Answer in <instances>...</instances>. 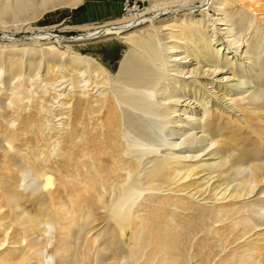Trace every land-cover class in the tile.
Wrapping results in <instances>:
<instances>
[{
	"label": "bare ground",
	"instance_id": "1",
	"mask_svg": "<svg viewBox=\"0 0 264 264\" xmlns=\"http://www.w3.org/2000/svg\"><path fill=\"white\" fill-rule=\"evenodd\" d=\"M139 1L145 4L139 13L101 24L88 23L61 29L62 32L75 30V36L58 35L47 27L34 28L35 26H30L34 20L29 19L31 21L28 22L27 29L35 35L36 39H32L34 43L42 40L49 45L53 41H83L108 35L123 39L130 50L126 55L123 54L125 57L114 76L100 63L82 56L80 52H73L66 59L67 54L64 53L67 51L56 53L54 45L46 48L38 46V50L34 45L36 48L30 47L28 51L25 50L28 47L21 48L22 50L18 48L20 52H27H23L22 56L25 53L28 56L40 55L37 62L31 60L33 58L26 59L27 63L25 60L23 62L22 56L20 58L17 54L18 50L14 49L12 54L11 50L6 51L14 55V59L9 60V55L7 59L0 57V70L3 76L5 74L0 79V84L7 83V86H0V264H46L47 260L45 263L42 261L43 255L40 257V250L46 242H39L31 236L44 228L39 227L40 222H46L55 228V243L48 251L54 257V264H189L188 253L191 247L195 251V257L202 254V259H198L197 264H213V261L214 264H264V251L258 254V251L248 254L244 249L245 254L241 250L239 254L237 249L236 252L233 251L234 246L238 248L236 241L264 229V198L259 196L242 205H235L237 202L233 200L242 201L253 194L257 187L264 194V125L259 126L260 121H256L264 123V92L258 89L253 92L246 106H243L244 100L235 101L238 109L246 114L244 123L254 137L253 141L239 147L231 134L226 140H217L221 142L218 148L223 152L220 155L222 159L213 165L205 164L203 169H198L200 165L192 163L186 164L184 171V167L177 162L178 158H175L177 161L162 158L151 164L150 170H146L148 173L141 178L138 157L152 150L135 149L134 159H131L129 154L132 156L134 151L122 145L125 129L131 130L149 144L155 143L150 133L149 121L160 119L161 114L164 117L176 113L173 106L178 100L162 104L161 109L155 102L159 92L160 97L168 101L171 99L170 96H164V79L167 83L173 80L181 83L186 78L195 80L204 74L221 76L222 79L228 72V66L224 70L225 67L217 62V51L214 56L206 52L202 42L205 34L200 26L187 20L154 26L158 13L169 7L160 8L156 5V0ZM28 2L11 0V3L3 4L2 10L22 12L30 8ZM225 2L227 1L221 0L218 4H228ZM84 3L85 0H41L40 5H44V10L50 11L57 7L77 9ZM219 5L217 10L223 8ZM243 7L248 9L247 6ZM219 19L221 18L217 20ZM260 21L264 24V18ZM141 23H150L155 27V41V36L151 34L138 37L131 32L134 26ZM164 29L168 31L163 33ZM164 38L173 43L165 47L164 51L176 52L178 56L181 52L186 54L169 60L175 62V73L172 74H168L166 68L164 71L167 73L161 72V68L156 65V61L162 58L157 48L159 44H156ZM162 45L164 43L160 47ZM179 45H183V51L178 50ZM190 46L195 47L192 57L189 55ZM193 60L207 64L208 69H188ZM161 64L162 68L166 65L165 61ZM42 66L46 68V73L40 75L42 78L39 83L44 84L41 92H36V74ZM259 72L264 80V62L260 63ZM185 73L188 75L185 76ZM262 80L259 81V86H264ZM7 90H10V94L6 93ZM189 103H186L188 107L191 106ZM192 104H195L192 109L197 107L196 103ZM56 120L62 126L60 129H65L60 135L55 131L59 128L55 125ZM163 122L159 121L160 126H165ZM229 127L228 125L227 128ZM240 129L238 126L234 132ZM229 150H235V153L227 155ZM194 152L197 153L198 150ZM196 156L198 154L194 155ZM245 163L250 164V172L231 187L229 198L232 201L228 204L200 209V206L181 203L179 199L178 202L171 201L170 196H154L155 190H170L169 186L184 177L189 180L187 183L183 181L186 184L178 191L192 187L202 170L217 167L216 175L211 174L215 169L209 174L219 179L223 173H237L238 168ZM29 170L37 184L29 189L28 194L25 192L27 188L20 190L18 186L23 182V172L28 173ZM182 170L184 172L181 174ZM34 189H40V192L32 194ZM143 190L147 191L142 201L135 202ZM171 205L182 212L192 211V214L187 219L179 213L166 215ZM139 206L143 210L141 213ZM99 210L108 214L102 216L105 230L91 239H88V235L87 238L82 237L83 229L90 232L96 228L97 225H91L98 219L96 214ZM78 218L82 220L80 223ZM216 223L222 225L217 229L213 227L214 230L210 231ZM206 227L212 233L213 241L209 243L210 238L204 235L194 242V236ZM226 246L233 252L220 255L218 262L215 261V257L224 252ZM214 248L218 249L215 253Z\"/></svg>",
	"mask_w": 264,
	"mask_h": 264
},
{
	"label": "rangeland",
	"instance_id": "2",
	"mask_svg": "<svg viewBox=\"0 0 264 264\" xmlns=\"http://www.w3.org/2000/svg\"><path fill=\"white\" fill-rule=\"evenodd\" d=\"M14 1L15 0H13V2ZM24 1L26 2L29 1L28 3L30 8L25 9L22 12H19L13 10H9V11L2 10L3 4H7L9 2L11 3V0H0V51L3 49L2 47H4V50L0 52V57H2L3 59L4 58L7 59L9 57L8 58L9 60L14 59L13 58L14 55L13 56L11 55L12 51L18 50L17 54H19V57L21 58L23 52L28 51L30 47L37 46L36 50H38L39 47L46 48L49 47V45L50 46L54 45L55 47L54 46L53 47L56 48L55 51L56 53L64 52L65 50L67 51V52L65 51L66 53H64V55L67 54V57H65L66 59H69V56L71 57L76 52H80L82 56H86L94 59L96 62L100 63L103 66V68L108 70L111 76H114L117 73L120 62L125 57L123 56V54L125 53L126 55L128 53V50H130V47L124 43L123 39H120L115 35H108V37L101 36V37H95L94 39L89 38L83 41L82 40L61 41V42L53 41L49 45L44 44L42 40L40 42L34 43L33 40L36 39V37L34 34H32V32H29V30L27 29L28 22L34 20L30 23V26L32 27L35 26L34 28L38 26L44 28L47 27L53 29L54 30L53 33L58 35L75 36L77 34L75 30H72L71 32L70 31L62 32L61 29L72 26L74 27V25L75 26L85 25L88 23L90 24L93 23L95 25L101 24L108 20L117 19L122 16L130 15L133 13L134 14L139 13L145 7V4L139 0H85V3L80 5L79 8L77 9H70L68 7H57L53 10L46 11L44 10L43 7L44 5H40L41 0H37L39 3L36 0H24ZM219 1L221 0H156L155 1L157 3L156 5L159 6L160 8L163 7H169V8L163 10L164 12L163 11H161V13L159 12L158 17H156L155 20L153 18L154 26H160L161 24L166 25L169 24L170 21L180 22L181 20H187V22L191 24H196L200 26L201 30L205 34V37L204 35L203 37L206 40L204 39L202 40V42L203 45L206 47V52L214 56L217 51V58H218V60L216 58L217 62L225 67L224 70H227L226 66H228V72H226V74L222 76V79L221 76L216 77L212 75H205L204 73H202L204 74L203 77L202 75H199V77L195 78V80L191 78H186L181 83H178L175 80L171 81V83H167L165 79L163 80L164 82L161 81L163 82V86L166 87L164 96L165 95H167L168 97L170 96L169 98L171 99L170 101H168L163 97H160L159 93L161 92H159L157 98L156 99L154 98L155 100H157L155 102H157L158 107L160 105L159 108L161 109L163 107L162 104H171L167 102H172L173 99L178 100L177 104L173 106V108L174 107L176 108L175 109L176 113L175 114L170 113L169 115L167 116L165 115L164 117L161 114L159 116L160 119L155 118L157 121L159 120L160 123L164 121L163 123H165V126H160L159 121L154 122L156 120L149 121V125L151 127L150 133L152 136V140L155 139L153 140V142L156 141L153 144L152 143L149 144L142 138H139V136H137L131 130H126V129H125L126 132L124 131L125 136L122 138V142H123L122 145L124 147H128L129 150L134 151L131 153L132 156L129 154V158L131 159H134L133 156L135 154V149L138 150L140 148H146L147 151L152 150L147 154L146 153L143 154L144 156L141 155V157H138V168L140 171L139 175L141 178L145 177V175L148 173V171L151 168V164H154V162H156L157 160H162V158L168 160L172 159V161L175 158H178V161L177 159H175L174 161L179 162V165H182L184 167L183 169L184 171L186 170V164H192V163H197V165H200L198 169H203L205 168L204 166L205 164L207 165L209 163L213 165V163H217L220 161V159H222L220 155L223 152H221V149L218 148L221 142L217 140H221V139L226 140L228 136L232 135L231 137L236 139V142L240 147L243 144L245 145L252 142L254 139V137L250 135V130L246 127L245 124L246 121L244 117L246 114L244 115V113H242V111L238 109L239 107L235 105V101L244 100L243 106H246L248 101H250L248 99H250V96L253 92H255L257 89L260 92H264V86L261 85L259 86L258 84L259 81L262 80L261 79L262 74H260L259 72L260 63L264 62V59H262L264 58V24L262 23V21H260L261 19L263 20L264 18V0H242V1L226 0L227 2L225 3L228 4L226 5L224 4L222 6L218 4ZM217 5L223 8L217 10L218 7ZM243 6L245 7L247 6L248 9L246 10ZM252 8H254L255 10H253ZM33 10L36 11L37 13L33 12ZM32 17H34L35 19ZM30 18L31 20H29ZM218 18L221 19L217 20ZM132 29L131 32H133L135 36L145 37L148 34H151L153 37L155 36L154 38L152 37L154 41L156 40L155 27H153V25L150 23H141L134 26ZM165 30L168 31V29H164L163 31ZM166 31L163 33H166ZM168 40H169L168 38H164L161 39L160 42L156 44V45L159 44L158 47L157 46L156 47L159 48L158 51L161 53L160 56L162 57L160 58V60L158 59L159 61H156V65L161 68L160 69L161 72H165V73L168 72V74H172L175 73V71H173L174 69L173 66L175 65V62L169 60H172L174 58H179L186 54L181 52L180 56H178V53L176 52L172 53L170 52V50L164 51L165 47L173 45V43H169ZM161 43H164L165 46L162 45L160 47ZM26 47L28 48L25 49ZM181 47H183V45H179L178 50L183 51L184 49ZM18 48L20 50L25 49L26 51L23 50L22 52H20ZM161 48L163 49L161 50ZM193 49L195 52L194 46L189 47V55L191 57L192 54L194 53ZM8 50L9 51L11 50L10 52L11 54L7 53L9 52ZM26 53L22 56L21 60H23V62L26 61L27 63L29 58H33L31 60L33 61L35 60L36 62L39 60L40 55L37 56L35 54L28 56ZM10 55L12 58L10 57ZM163 57L167 60H165ZM201 59L204 58H202L201 56ZM164 61L166 65H164V68H162L163 65L161 63H163ZM196 67H200L202 70H206L208 69L209 66L201 61L196 62V60H193L191 64L188 66V69L191 70ZM42 68L43 66L40 68V71L36 74L38 76L36 77L38 82L35 85L36 92L37 91L41 92V89L43 88L44 83L43 82L39 83V79L42 78L41 76L44 75L43 73H46V68L44 67L43 68L44 70ZM165 68L167 72L164 71ZM26 70H27V66H26ZM185 70H187V68ZM233 71H235V73H232ZM34 74L32 73V75ZM184 75L187 76L188 73L187 74L185 73ZM2 77H5V74L3 76V72L2 70H0V79ZM16 80L17 79H14V81ZM5 85L7 86V83H5ZM5 85L0 84L1 87H4ZM40 92H38V94H40ZM6 93L10 94V90H7ZM188 102L196 103L197 107L195 106V108L192 109V107L195 105L192 103L191 104L189 103L191 106L188 107L186 105V103ZM149 118L148 120H150ZM56 121H55V125H57V127L59 128H57L55 131L58 132L60 135L62 132L65 131V129L61 130L60 129V127H62L61 124L58 122V120ZM256 121H260L259 122L260 125ZM256 121L255 123L257 125L259 126L264 125V123L261 120H256ZM154 123L157 124L154 125ZM228 125L230 126L229 128H227ZM238 126H240L241 129L239 131L234 132V129H236V127ZM213 133H215V136H212ZM190 139H193V141H190ZM194 150H198V152L195 153ZM234 153L235 150H229L226 152L227 155L228 154L233 155ZM195 154L196 155L198 154V157L197 156L194 157ZM226 167L227 165L224 166L223 169H225ZM249 168H250V164L245 163L238 168L239 171L237 170V173L235 172L232 173L231 171H229L228 173L227 172L223 173L224 175L222 174V176L219 179L216 176H212V175H216L218 170L217 167H214L210 170L205 169L199 172L200 174H198L197 176L200 175L201 176L195 179L194 185H192V187H189L186 190L178 191L180 187H182L183 184H186L187 181L189 180L188 177H184L183 180L179 179L178 182H176V184L169 186V188H171L170 190H164V191L155 190L154 196L156 197L161 196L167 198L168 196H170L171 198L169 197V199H171V201L175 200V202L176 201L178 202L179 199V202L181 203L188 204L191 206L194 205L196 207L200 206L199 207L200 209L204 207L210 208L214 206L228 204L229 202L232 201L231 198H229L231 187L238 184V182H240L242 178L247 173L250 172ZM183 170L181 174L184 172ZM211 170H214L211 173L212 175L209 174ZM30 172H31L30 170L28 171V173L26 171L23 172V174L25 173L23 175L24 176L23 182L21 181V184L18 186L20 190L23 189L25 190V188H27L25 192L28 194L30 193L31 188L35 187L37 184L35 178L33 179V175ZM183 181H185L186 183ZM260 190L261 189L257 187L253 191V194L251 193L249 197L247 198L245 197V199H242V201L240 200L237 201L236 199H233L234 202H237L235 205H242V203L248 204L254 201L259 196L264 198L263 197L264 194L262 193V190L261 191ZM146 191L147 190L145 191L143 190V192L140 193L139 196L137 197L139 199L136 198L137 201L135 202L137 203L141 202L142 197L146 193ZM35 192L39 193L40 189H34L32 194ZM220 193L225 195H221ZM135 202L133 204H135ZM139 208L141 209V206H139L138 209ZM141 211L143 212V210H140L139 212L141 213ZM178 211L180 210H177L176 206L171 205L166 215H168L169 213L171 214L179 213L181 217L183 216V218L187 219L188 216L192 214V211H187V212H182V211L178 212ZM103 215H108V214H106L104 210H99L96 214V218L98 219H96V222H94L91 225V226L97 225L96 228L94 227L93 230H90V232H86L85 229H83V231H81V236L85 238L88 235V239H91V237H94L95 235H98L100 232L105 230V220L102 218ZM97 216H99L100 218ZM79 221L81 222L82 220L81 219L79 220L78 218V223H80ZM225 222H221V223L224 224ZM221 223H216V225H212V227L209 230L210 231L214 230V228L217 229V227L220 228V226L222 225ZM39 227L40 228L44 227V228L39 230L37 232L38 234L33 233L31 234V236L33 238H36L39 242H44V243L46 242L45 243L46 245L43 246L40 250V252H42L40 253L41 254L40 257L43 255L41 258L42 261L45 263V261L48 260L50 256L52 257V255L48 254V251L49 248L53 247V244L55 243L54 241L55 228L54 226L48 225V223L46 222H40ZM204 235L207 238H210L209 243L213 241L212 233L209 232L208 227H206L204 228V230H201L200 233L194 236L193 238L194 242L197 238L203 237ZM247 241L250 244H246L248 243ZM235 243H236L235 245H237L238 248L236 246L233 247L232 244L230 245L231 248L229 246H226L224 252L222 251L220 254L217 253V255L219 254V256L215 257L214 260L218 262L220 255L223 256V254H226L227 252L228 255L233 251L234 252L238 251L237 254H239L240 250L241 252H243V254H245L244 251H246V253L258 251L257 254L261 251H264L263 248L264 229L262 231H258L257 233H254V235H250L241 240H238ZM239 246H241V248ZM251 246L252 249H249ZM232 247L234 248L233 251L230 250L232 249ZM192 249L193 247L189 249L188 261H190L189 264H197L199 260L202 259L201 258L202 254H198L195 257V251L194 249L193 250ZM213 250L215 253L216 250L218 249L214 248ZM228 250H230V252Z\"/></svg>",
	"mask_w": 264,
	"mask_h": 264
},
{
	"label": "clouds",
	"instance_id": "3",
	"mask_svg": "<svg viewBox=\"0 0 264 264\" xmlns=\"http://www.w3.org/2000/svg\"><path fill=\"white\" fill-rule=\"evenodd\" d=\"M46 264H54V258L52 257L48 258V260L46 261Z\"/></svg>",
	"mask_w": 264,
	"mask_h": 264
}]
</instances>
